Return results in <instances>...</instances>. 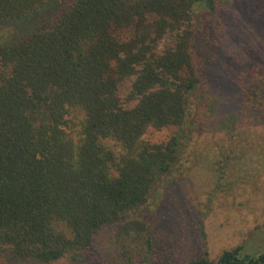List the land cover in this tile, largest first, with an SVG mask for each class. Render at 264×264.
I'll list each match as a JSON object with an SVG mask.
<instances>
[{
	"label": "trees",
	"instance_id": "16d2710c",
	"mask_svg": "<svg viewBox=\"0 0 264 264\" xmlns=\"http://www.w3.org/2000/svg\"><path fill=\"white\" fill-rule=\"evenodd\" d=\"M66 1L0 0V26L51 21L0 33V254L54 264L104 242L147 264L158 187L193 141L197 44L220 24L218 0ZM241 92L264 116V75ZM243 250L186 264H264Z\"/></svg>",
	"mask_w": 264,
	"mask_h": 264
},
{
	"label": "rangeland",
	"instance_id": "374dc122",
	"mask_svg": "<svg viewBox=\"0 0 264 264\" xmlns=\"http://www.w3.org/2000/svg\"><path fill=\"white\" fill-rule=\"evenodd\" d=\"M218 6L219 26L207 23L197 44L202 83L191 97L193 141L180 171L160 183L148 215L156 229L147 264H186L205 255L217 261L238 246L243 255L264 254V116L244 105L241 92L264 75V0H218ZM32 19L0 26V33L16 38L51 22L48 14ZM132 82L121 87L123 97ZM0 264L40 263L0 254ZM54 264L121 263L116 249L100 242L84 259Z\"/></svg>",
	"mask_w": 264,
	"mask_h": 264
}]
</instances>
